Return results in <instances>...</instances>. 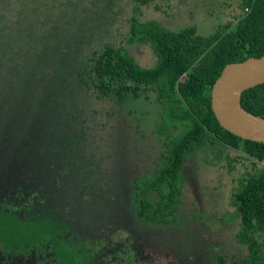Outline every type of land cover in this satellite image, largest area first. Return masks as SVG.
<instances>
[{
  "label": "trees",
  "instance_id": "trees-1",
  "mask_svg": "<svg viewBox=\"0 0 264 264\" xmlns=\"http://www.w3.org/2000/svg\"><path fill=\"white\" fill-rule=\"evenodd\" d=\"M175 6L188 8L193 22L167 18L179 14L169 10ZM165 19L175 24L166 26ZM139 46L151 52L148 67L135 56ZM262 55L264 0H0V126L5 117L18 150L23 156L31 153L30 166L22 165L25 184L34 183L35 176L38 187L64 179L71 202L87 205L102 218L101 227L80 245L87 264L99 248L100 255L125 244L132 248L140 231L157 237L173 227L183 170L191 159L221 163L228 157L230 169L237 154L264 160V143L225 129L211 105L212 87L226 64ZM27 98L51 124L47 151L25 133L28 127L19 114L27 111L22 107ZM131 101L141 110L123 115L119 127L113 105ZM93 102L102 105L99 111L88 110ZM241 102L264 117V83L245 90ZM104 110L109 120L119 117L115 129L121 144L131 139L130 129L156 140L151 171L132 176L122 165L102 166L104 158L86 142L83 126ZM77 124L83 132H76ZM121 149V154L131 151L130 145ZM44 166H52V175ZM245 179L236 201L263 202L264 174ZM23 201L31 207L32 200ZM92 221L90 226L97 224ZM128 262L118 258V264Z\"/></svg>",
  "mask_w": 264,
  "mask_h": 264
},
{
  "label": "flooded vegetation",
  "instance_id": "flooded-vegetation-1",
  "mask_svg": "<svg viewBox=\"0 0 264 264\" xmlns=\"http://www.w3.org/2000/svg\"><path fill=\"white\" fill-rule=\"evenodd\" d=\"M135 56L137 58V55ZM143 66L148 67L149 65ZM113 106L116 110L115 112L120 114V119L117 116L109 120L105 110L103 113H99V115H103L106 123L110 124L112 138L116 141L119 135L118 131L115 129L117 128L118 119L119 127H121L122 116L129 115L128 117H133V114L135 115L141 110V106L135 105L133 101L122 106ZM134 107H136L135 111H133ZM89 108L88 110H91ZM83 117H87L90 120V117L87 115L83 114ZM89 122L90 121L87 123ZM91 122L95 123L92 120ZM76 126L78 127V131L76 132H83L80 128V124ZM130 131H133L132 136H130L132 138L136 133L131 129L128 131L129 135ZM89 140L90 137L86 135V142ZM131 140L132 139H129L124 145L121 144L123 140H119V147H127V145H130L129 143ZM148 141H150L149 148L145 147L142 149L137 147L136 158H131L127 161V170L130 171L129 173L132 176L135 173L149 172L155 165L158 145L154 138H151V140L148 139ZM90 144L96 146L92 142ZM96 154L98 157L104 158L102 166H107L105 165V156L97 151ZM232 155H235V153ZM236 156V161L234 162L236 166L232 169L229 168L230 160L228 157L222 160L221 163L206 162L205 159L207 157L196 158H201L202 160L199 162H203L206 168L215 167L217 170L215 174L211 175L212 178L209 182H206V184L198 190V192L202 194L203 199L197 192V201H186L184 192V184L186 182L183 178L182 201L176 205L175 214L172 218L173 227L160 230V234L157 237L152 236L147 229L142 230L144 233H142L143 235L140 234L138 237L139 239L136 240L137 245L135 246L130 243L132 248H124L126 247L125 244L123 248L112 249L102 255H100L101 248H99L94 251L95 256L91 264H118V258L129 261L126 264H264V201L240 204L235 199L236 192L246 177L255 174H264V160L252 159L251 156L247 154H237ZM192 160L195 159H191L190 161ZM189 162H187L186 165ZM186 165L183 174L185 173ZM42 184L44 183H41L39 187L43 188ZM34 185L35 183L27 181L26 184L23 185L24 187L16 189L13 198H7V193L1 194L0 207L1 204L12 205L21 218H26L23 215L29 214L30 212L35 215L34 207L36 205L34 204H38L42 200H47V197L41 194V188L35 189L37 187H34ZM47 187L48 186H45V189ZM23 197L24 199L32 200L31 207L28 208L29 204L24 203ZM243 197L245 198V196ZM73 203L76 202H71L70 204ZM21 205H24L25 208H22ZM81 207H83L81 209L89 225L93 220V215L95 219L92 222H99L102 220V218L98 220V214H96L95 211L93 214V210L87 205ZM65 209L69 208L65 207ZM75 209L76 208H71L70 212ZM20 214H22V216H20ZM52 214L53 212L48 216L53 217ZM86 214H89V217H87ZM36 215H40V218L47 217L40 214V212H37ZM27 218L30 219L29 216H27ZM117 221L120 222L119 219ZM126 225V218H124L121 220V227L124 228ZM61 226L63 228V235L73 236V238L77 240L71 241L73 243L81 245V242H85V240L91 238V231L86 229L85 232H83L81 230V224L77 227H70L68 224ZM95 226L96 229L99 228L98 223ZM126 229L130 232L128 228ZM167 231H170L169 235L166 234ZM100 236L99 232V235L95 236L94 239L98 240ZM88 243L90 245L93 244L92 241ZM5 250L9 252V255H4L0 259V264H18V257L21 253H24H12L8 249ZM45 251L46 246H43V250L40 251L39 248L35 246L29 247L25 251L27 255H23L24 257L27 256L28 260L22 261L28 263V261L31 260L30 256L35 253L38 259L37 264H45L48 262L42 260L44 257L47 258V256L43 255ZM39 254L40 257H38ZM77 262H79V260H77Z\"/></svg>",
  "mask_w": 264,
  "mask_h": 264
},
{
  "label": "rangeland",
  "instance_id": "rangeland-1",
  "mask_svg": "<svg viewBox=\"0 0 264 264\" xmlns=\"http://www.w3.org/2000/svg\"><path fill=\"white\" fill-rule=\"evenodd\" d=\"M169 10H174L178 15L166 14L167 18L176 20L179 24H186L193 22V19H188L187 10L188 8L184 6L174 7ZM198 14V13H197ZM8 18L11 19L9 13ZM3 20V19H2ZM166 26H173L175 23L170 22L167 19L164 20ZM137 58L139 62L143 65H150L153 62L151 52L145 46H139ZM146 59V60H145ZM19 62V61H14ZM5 66L3 71L8 70V66ZM1 66V67H3ZM35 101L32 98H27L26 101L22 102L23 109H27L26 112H21L19 116L22 118L23 125H26L28 129H24L26 134H29L31 141L34 144H39L44 151L48 150L45 144L46 135L51 129V124L46 118H43L38 114V108L35 107ZM101 104L98 102H93L89 109H96L99 111ZM50 110L47 108L46 112ZM41 111V110H40ZM39 111V112H40ZM46 121V122H45ZM95 123L89 122L84 123V128L86 130V135L90 137L88 143H93L97 146V152L102 153L105 156V165L111 166L116 165L127 170L128 162L131 158H136L138 148L150 147L151 138L141 137L136 133L132 137L130 148L132 149L128 154H121L122 147H119V140L114 141L111 135L110 124H107L105 117L103 115L96 114ZM9 122L5 117H3V122L0 126V195L7 193V198H13L16 189L25 184L26 167H23V163H28L31 160V153L23 154L18 150L16 142L11 138V128L9 127ZM26 130H28L26 132ZM131 130V129H130ZM133 131H130V136H132ZM45 144V145H44ZM138 147V148H137ZM127 148V147H125ZM124 149V146H123ZM25 157V158H24ZM202 159H195L190 161L185 168V184L184 192L186 196V201L194 202L198 200L197 192L206 182L212 178V174L216 173L215 167L206 168L203 162H199ZM27 166V165H26ZM45 172L52 175V166H44ZM39 178L35 176V189L38 187ZM59 183L51 181L48 185L47 183L42 184L43 188L42 195L47 197V200H42L34 207L35 213L40 212V214L48 216L52 212V216L49 219L39 218L40 215H34L33 213L25 214L26 218H21L14 207L10 204H1L0 207V259L4 255H9V252L5 249L10 250L12 253L24 252L18 257V264H37V256L35 253L32 254L31 260L28 263L22 260H28L25 251L29 247L35 246L40 250H43V246H46V251L43 254L47 256L42 258V260L48 261L45 264H78L76 260L81 261V264H87L86 252L83 254L80 249V244H72L71 241H77L73 236L63 235V228L61 225L68 224L70 227H77L81 224V230L85 232L93 231L96 226H90L89 222L86 220V216L79 204L73 203L72 201L70 187L64 179H60ZM45 186H48L45 189ZM200 197L202 194L198 192ZM203 199V196H202ZM11 200V199H10ZM68 207L69 209H65ZM71 208H76L74 211L70 212ZM43 210V211H42ZM94 214V209H93ZM22 216V214H20ZM29 216V219L27 218ZM92 219L95 217L93 215ZM57 221L59 224H53V221ZM99 227H101V221L97 222ZM144 233L140 231V234ZM170 231L166 234L169 235ZM165 234V235H166ZM143 235V234H142ZM141 235V236H142ZM5 248V249H4ZM33 250V249H30ZM84 255V257H83ZM40 257V254L38 255ZM42 257V256H41Z\"/></svg>",
  "mask_w": 264,
  "mask_h": 264
},
{
  "label": "water",
  "instance_id": "water-1",
  "mask_svg": "<svg viewBox=\"0 0 264 264\" xmlns=\"http://www.w3.org/2000/svg\"><path fill=\"white\" fill-rule=\"evenodd\" d=\"M264 83V55L225 65L216 79L211 105L219 123L244 139L264 143V117L246 109L241 100L245 90Z\"/></svg>",
  "mask_w": 264,
  "mask_h": 264
}]
</instances>
